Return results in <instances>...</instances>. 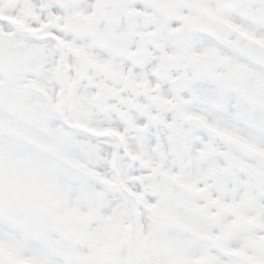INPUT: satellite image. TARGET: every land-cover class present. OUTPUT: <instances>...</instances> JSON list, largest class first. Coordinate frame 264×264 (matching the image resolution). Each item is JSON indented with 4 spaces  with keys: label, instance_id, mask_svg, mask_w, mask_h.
I'll return each instance as SVG.
<instances>
[{
    "label": "snow or ice",
    "instance_id": "6c2138e0",
    "mask_svg": "<svg viewBox=\"0 0 264 264\" xmlns=\"http://www.w3.org/2000/svg\"><path fill=\"white\" fill-rule=\"evenodd\" d=\"M0 264H264V0H0Z\"/></svg>",
    "mask_w": 264,
    "mask_h": 264
}]
</instances>
